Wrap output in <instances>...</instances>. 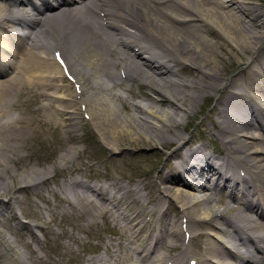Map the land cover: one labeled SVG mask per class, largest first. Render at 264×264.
<instances>
[{"label": "bare ground", "instance_id": "6f19581e", "mask_svg": "<svg viewBox=\"0 0 264 264\" xmlns=\"http://www.w3.org/2000/svg\"><path fill=\"white\" fill-rule=\"evenodd\" d=\"M38 1L0 0V264H66L63 257L49 261L38 256L41 249L18 235L22 229L32 233V225H10L21 220L17 209L23 200L17 194L34 193L47 203L46 192L74 210L81 208L89 227L98 226V218L118 225L126 244L107 247L106 254L86 264H181L185 253H193L195 241L204 247L201 264H264V11L250 0ZM48 41L53 54L56 46L66 52L81 94L70 92L74 85L48 56ZM223 45L231 50L230 63L241 54L247 66L239 69L243 61L236 62L233 68L239 70L231 75L233 68L220 56ZM55 78L66 81V91L59 90ZM132 83L139 86V95L132 92ZM36 87L42 98L60 102L54 110L71 142L63 144L68 148L51 167L32 149L44 143L50 131L44 127L53 121L59 126L53 113L39 120L30 103L16 102ZM211 96L216 97L212 136L224 152L220 161L217 157L219 167L208 157L199 169L195 163L206 146L196 144L185 123ZM75 103L80 114L90 115L88 123L108 156L144 163L150 158L144 149L158 151L153 163L157 179L152 173L124 182L112 171L99 174L106 180L103 185L79 180L76 173L82 171L87 148L77 145L76 121L81 120ZM185 165L197 183L183 177ZM254 198L261 203L254 204ZM229 199L244 208L232 207ZM171 201L200 229L210 230L192 233L190 245L183 243L180 254L167 256L162 250L172 252L181 241L167 214ZM218 219L231 234L217 226ZM161 225L163 230L156 232ZM255 238L262 242L257 253L249 251Z\"/></svg>", "mask_w": 264, "mask_h": 264}, {"label": "rangeland", "instance_id": "374dc122", "mask_svg": "<svg viewBox=\"0 0 264 264\" xmlns=\"http://www.w3.org/2000/svg\"><path fill=\"white\" fill-rule=\"evenodd\" d=\"M253 5L257 4L258 5V9H260L261 11H264V0H250ZM48 43L49 47H48V52L50 58L54 57L53 55V48L52 45L49 44V41L46 42ZM62 50V49H61ZM231 50L229 47H227L226 45H223V48L220 52V56L222 58V60L227 61L228 65L225 64V66L229 68H233V66H235L236 62H239L240 60L243 61V63L245 62L244 60L241 59V54H238L236 56V62L234 63H230L231 59L233 58V56L229 53ZM64 57H67L66 52H62ZM244 57V56H243ZM245 58V57H244ZM67 59V58H66ZM235 68L232 69V71L230 72L231 75L236 73V71L238 69H236V71L234 70ZM119 72V71H117ZM230 75V76H231ZM7 78V77H6ZM5 78V79H6ZM230 78V77H229ZM54 82L59 86V90L60 91H66L67 88L63 85L66 84V81H61L60 79L55 78ZM132 92L134 94H139V89L136 85V83L132 84ZM119 89V90H118ZM117 89V92H121L123 95L128 96L130 102L133 103V98H131V96H129V93L126 91L121 90L120 88ZM73 88H70V92H72ZM51 94H54L53 90H50ZM50 94V93H49ZM27 95H24L20 98H18L16 100L17 101H22V103L24 105L30 103L31 107L33 109V112L35 114H37L39 116V120L41 118H44V114L47 115L46 112L48 111H43L40 107H45L43 105V103L45 102L46 104H48V107L52 108L53 111L54 109L57 110L59 109V104L60 102L57 101V98H52L50 96V98H42L38 92V89L36 87V89L30 88V96L28 98H26ZM141 99H143L142 97L140 98H136L137 101H140ZM117 104L120 106L121 108V103L116 101ZM216 102L214 99H209L206 98L203 101H201L199 103V106L196 109V112L198 113L194 119L189 118L187 119L185 125H190V127L187 129L189 130V134L193 137V140L195 142L201 143V144H205V145H210L211 140H204L203 137L204 136H211V132H212V127H213V116L214 113L212 112V109L214 108ZM47 107V106H46ZM75 111L78 112V115L80 116V120L81 123L77 122V126H76V130H75V137L77 140H79V144H77L78 146L81 145V147H85L87 148V153L82 155V174L77 175V177L79 178V180H87L91 183H99L97 180H95L94 178H92L95 174H100V173H106V172H111L113 171L115 173V175L117 176H121L123 178V181H127L128 178L129 179H136L137 181H140L141 179H143V176L146 177V175L150 176L153 173V177L154 180L157 179V171L156 168L153 166V163L155 162V158L157 157L156 154L158 151H154L155 149H144L143 152L146 154V157H150L149 161H146L144 163H141L138 159L135 160H130L129 158H124L125 161L121 160V157L115 155L113 158L108 156L106 153H103V148L100 144V141L98 139V137L96 136V133L92 130L91 125L88 123V120L82 115L80 114L81 111L78 107V104L75 103L74 106ZM49 115L50 112H48ZM55 115H53V119L58 123L59 126H57L54 121L52 122V126H46L44 128H47L48 131L47 134L45 135V141L43 144H38L35 146V148L32 149V152H34L37 155H43L46 158H48L50 161L47 162L46 164L48 165V167H51L52 162H54L55 160H57L60 156V154L65 151L66 148L63 147V144H68L71 143L70 139L68 137V135L66 134V128L64 126V121L62 120V118L56 113L54 112ZM48 116V115H47ZM63 118H65V116H63ZM191 122H193L192 126H191ZM47 123V122H46ZM204 125V126H203ZM204 128V129H203ZM213 138V137H212ZM86 139V140H85ZM85 140V141H84ZM217 152L222 150V144H220V142H217V146H216ZM118 160V162H117ZM160 161L161 163H164L165 159H163L162 157H160ZM46 165V166H47ZM57 172V170H56ZM58 180L60 182H63V178L62 176L58 177ZM104 182L106 181L105 179L103 180ZM102 181V182H103ZM101 182V183H102ZM155 182V181H154ZM56 185H50V187H54ZM49 187V188H50ZM44 194V193H41ZM47 198L49 199V204H46L42 199V197L35 195L34 193L29 196L26 197L27 195H25L24 193H19L17 194V197L22 201L23 203L25 202L24 205V215L25 217L28 218L29 223H31V225L34 226L35 234L38 235H42L45 232L42 230H40L39 226H37L38 224H42V225H47L50 229V233L48 235V238H51V245H60L61 243L70 242L71 243V248H78V245H84L86 243H92V240H90V238H86V234L88 233H84L82 232L79 228L81 227H85L86 224H88L87 220H83L81 218V208L77 211H75L73 209V207H71L67 202H58L57 200V195L53 194V193H47ZM30 198V199H29ZM28 201V203H27ZM31 202V205L29 206ZM23 203L21 205L22 209H23ZM59 203L61 204V207L59 208L58 206H56L55 204ZM40 204V207H38V210H36V206L35 205ZM54 206H56L54 208ZM137 206L133 207V211L135 212L137 210ZM50 210L53 211V213L56 212H60L59 215L55 216L54 221L52 220L51 217V213L49 212ZM57 210V211H56ZM61 212H66V215L62 216ZM71 215V216H70ZM169 215L172 218L176 217V214L171 211L169 213ZM21 219H23V216H21ZM74 219V220H73ZM99 222H101V225L103 223V221L99 220ZM28 223V222H27ZM15 223H13L14 225ZM114 224H111L109 227H111ZM3 226V225H0ZM178 226V223H176V226ZM195 227V226H194ZM3 228V227H1ZM107 228L106 226L102 225V228L99 229V232L97 233L98 235H105V233L103 232V230ZM46 227L44 228V230L46 231ZM87 229V228H86ZM94 229V228H92ZM3 231L6 232V234H9V232L3 228ZM102 232V233H101ZM72 234L75 235L78 240H75L72 237ZM106 236V245H110L111 241H110V236L109 235H105ZM183 238V236H182ZM26 240L27 241H31L32 238L29 234L26 235ZM119 240H117L118 242ZM95 242V240H94ZM45 245V243H43ZM88 247V246H86ZM94 247V246H92ZM23 248L25 249V247L23 246ZM91 248V247H90ZM75 252H77L74 249ZM195 251L198 252V248H195ZM79 253H81L80 251H78ZM51 254L54 256H57L56 254V249L53 247ZM198 259H201L198 258Z\"/></svg>", "mask_w": 264, "mask_h": 264}]
</instances>
